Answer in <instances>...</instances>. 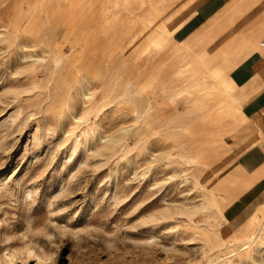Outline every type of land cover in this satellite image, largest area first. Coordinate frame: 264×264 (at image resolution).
Returning <instances> with one entry per match:
<instances>
[{
	"label": "rangeland",
	"instance_id": "374dc122",
	"mask_svg": "<svg viewBox=\"0 0 264 264\" xmlns=\"http://www.w3.org/2000/svg\"><path fill=\"white\" fill-rule=\"evenodd\" d=\"M190 1L0 0V264H264V203L223 216L240 56L179 43Z\"/></svg>",
	"mask_w": 264,
	"mask_h": 264
},
{
	"label": "crops",
	"instance_id": "0c3cea01",
	"mask_svg": "<svg viewBox=\"0 0 264 264\" xmlns=\"http://www.w3.org/2000/svg\"><path fill=\"white\" fill-rule=\"evenodd\" d=\"M192 4L194 10L184 19L174 17L173 36L179 43H188L217 24L218 40L232 30L235 55L240 56L226 73L239 113L227 138V163L221 169L223 216L233 226L252 212L251 224L264 203V0H191L187 6ZM232 8L234 16H224ZM193 23L199 24L188 31Z\"/></svg>",
	"mask_w": 264,
	"mask_h": 264
},
{
	"label": "bare ground",
	"instance_id": "6f19581e",
	"mask_svg": "<svg viewBox=\"0 0 264 264\" xmlns=\"http://www.w3.org/2000/svg\"><path fill=\"white\" fill-rule=\"evenodd\" d=\"M175 28V27H174ZM170 34H172V32H170Z\"/></svg>",
	"mask_w": 264,
	"mask_h": 264
}]
</instances>
